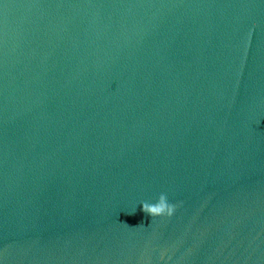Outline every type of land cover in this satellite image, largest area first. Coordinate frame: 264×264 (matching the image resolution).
<instances>
[{"label": "water", "instance_id": "water-1", "mask_svg": "<svg viewBox=\"0 0 264 264\" xmlns=\"http://www.w3.org/2000/svg\"><path fill=\"white\" fill-rule=\"evenodd\" d=\"M263 211L264 0H0V264H193Z\"/></svg>", "mask_w": 264, "mask_h": 264}, {"label": "clouds", "instance_id": "clouds-1", "mask_svg": "<svg viewBox=\"0 0 264 264\" xmlns=\"http://www.w3.org/2000/svg\"><path fill=\"white\" fill-rule=\"evenodd\" d=\"M142 205H143L142 211L146 215L151 216L152 218L163 217V216L171 217L175 213V210H176V206L169 203L168 196L166 193H161L156 203H149L145 201L142 203ZM134 213L135 212L129 213V215H132ZM140 226H143V225L141 224L137 227H140Z\"/></svg>", "mask_w": 264, "mask_h": 264}]
</instances>
